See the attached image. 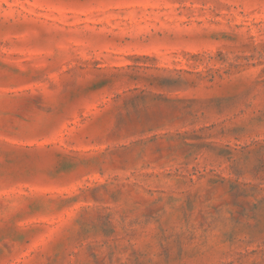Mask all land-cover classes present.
I'll list each match as a JSON object with an SVG mask.
<instances>
[{
    "label": "rangeland",
    "instance_id": "obj_1",
    "mask_svg": "<svg viewBox=\"0 0 264 264\" xmlns=\"http://www.w3.org/2000/svg\"><path fill=\"white\" fill-rule=\"evenodd\" d=\"M0 264H264V0H0Z\"/></svg>",
    "mask_w": 264,
    "mask_h": 264
}]
</instances>
